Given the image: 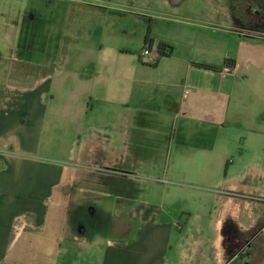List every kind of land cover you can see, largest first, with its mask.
<instances>
[{"label": "crops", "instance_id": "1", "mask_svg": "<svg viewBox=\"0 0 264 264\" xmlns=\"http://www.w3.org/2000/svg\"><path fill=\"white\" fill-rule=\"evenodd\" d=\"M211 28L216 38L225 40L215 41L223 62L207 57L201 64L216 69L190 66L189 75L204 72L206 77L187 87L180 102L170 100L173 109L168 115H161L156 100L143 93L139 63L114 71L109 66L105 70L60 66L30 86L1 91L0 264H92L94 255L88 247L93 243L79 242L78 232L68 235L66 242L57 236L50 218L62 211L56 199H72L67 182L72 185L84 179L94 185L105 177L117 180L119 200L133 201L122 209L127 220L121 226L123 231L135 226V232L129 240L100 245L99 264H171L166 258L175 229L173 214L136 202L139 181L144 176L155 178L142 172L157 166L155 138L170 128L179 131L180 147H186L185 125L192 123L200 138L214 136L212 144L241 133L246 138L240 144L264 150V32L246 31L231 17ZM120 54L136 56L132 50ZM227 59L235 60L228 75L223 72ZM112 73H117L118 91L112 94L117 111L109 107L101 121L87 123L89 99L95 91L98 96L109 95ZM152 146L153 154L149 152ZM218 158L211 163L215 165L211 174L228 180L229 185L217 197L213 255L203 262L196 252L197 264H253L235 260L232 237L239 230L246 239L248 218L262 207L249 198L256 191L238 186L237 178L229 176L228 154ZM169 161L165 163L167 175ZM259 181L264 184V177ZM177 248V255L184 258L183 244ZM256 264H264V258Z\"/></svg>", "mask_w": 264, "mask_h": 264}, {"label": "rangeland", "instance_id": "2", "mask_svg": "<svg viewBox=\"0 0 264 264\" xmlns=\"http://www.w3.org/2000/svg\"><path fill=\"white\" fill-rule=\"evenodd\" d=\"M97 2L0 0V93L3 89L30 86L60 66L90 70L96 67L105 70L109 66L114 71L139 63L142 70L138 78L142 80L143 93L156 100L158 110L164 116L173 109L170 100L180 102L187 87L201 83V78L205 79L204 72H191L189 75L190 66H200L207 57L223 62L215 41L225 40L212 34L211 25L230 17L232 0H182L170 5L165 4V0H112L110 9L94 6ZM31 8H36L43 18L42 47L46 48L29 53L18 48V31L13 33L14 25L21 20L18 14ZM17 26L19 28V24ZM147 35L157 46L164 42L173 47L172 57L165 59L155 50L149 52L144 49ZM125 50L135 51V58L122 56L120 53ZM102 75L105 77L106 74ZM110 75L107 85L110 84L112 90H109V95L98 96L95 91L89 99L87 123L91 119L101 121L109 107L117 111V102L112 97L118 91L114 77L117 73ZM92 107H95L94 112H91ZM185 126L186 147H180L183 141L179 139V131L170 128L166 135L160 133L155 138L157 166L142 169L144 174H152L155 178L144 176L139 181L140 199L136 201L173 214L175 229L166 258L171 264H197L196 252L203 262L213 255L211 239L217 236V197L229 185L228 180L211 174L215 171V165L211 164L214 159L218 160L227 153L231 160L229 176L237 178L238 186L256 191L255 195H264V184L257 182L264 177V150L240 144L246 138L241 133L232 134L222 141L216 139L212 144L214 136L211 139L200 138L196 135V125L186 123ZM235 142L237 145L233 148ZM205 143L207 145L196 149ZM151 150L153 146L149 148L153 154ZM149 152L143 150L142 154L146 156ZM167 158L171 161L168 175L165 174ZM90 180L93 182V178ZM98 180V183H92L93 186L84 179H77L72 185L67 182L72 199H56L62 211L61 214L54 212L50 218L57 236L65 241L72 232H78L79 242L85 243L86 239L93 243L88 247L94 255L92 264H99L100 245H106L108 240H129L135 232V226L128 231H123L121 226L122 221L127 220L122 209L133 201L118 199L116 179L105 177ZM242 191L247 192L245 189ZM178 244L184 246V258L177 255Z\"/></svg>", "mask_w": 264, "mask_h": 264}, {"label": "flooded vegetation", "instance_id": "3", "mask_svg": "<svg viewBox=\"0 0 264 264\" xmlns=\"http://www.w3.org/2000/svg\"><path fill=\"white\" fill-rule=\"evenodd\" d=\"M182 0H165V4H178ZM113 2L112 0H98L94 6L101 9H110ZM20 21L14 25V33L18 31L17 45L18 48L24 52H37L44 43L43 35L41 34V22L42 16L36 8L29 10H23L18 14ZM230 17L235 22L240 24L246 31H261L264 32V0H232L230 5ZM19 24V28L18 25ZM15 28H18L16 30ZM160 43L155 45V41L147 35L144 40V49L149 52L155 50L159 56L162 51L167 50L162 47ZM21 46V47H19ZM17 47L16 49L19 50ZM50 49V48H49ZM254 201L256 205L262 207V209L256 208L251 216L248 218L247 226L249 229L246 232L247 238H244V234L239 230L236 231L232 237V241L235 245L233 250V257L235 260L246 259L248 263H258L264 258V195H252L249 197Z\"/></svg>", "mask_w": 264, "mask_h": 264}, {"label": "trees", "instance_id": "4", "mask_svg": "<svg viewBox=\"0 0 264 264\" xmlns=\"http://www.w3.org/2000/svg\"><path fill=\"white\" fill-rule=\"evenodd\" d=\"M162 47H165L167 49V50L161 52V55L163 57H169L173 54L174 49L170 45L163 44ZM234 64H235V60L227 59L225 61L224 67L228 66V67L232 68L234 66ZM200 66L205 68V69H213V70L216 69V67H211V66L205 65V64H201Z\"/></svg>", "mask_w": 264, "mask_h": 264}, {"label": "built area", "instance_id": "5", "mask_svg": "<svg viewBox=\"0 0 264 264\" xmlns=\"http://www.w3.org/2000/svg\"><path fill=\"white\" fill-rule=\"evenodd\" d=\"M223 72H224L225 74H227V75H228V74H231V72H232V68L226 66V67H224Z\"/></svg>", "mask_w": 264, "mask_h": 264}]
</instances>
